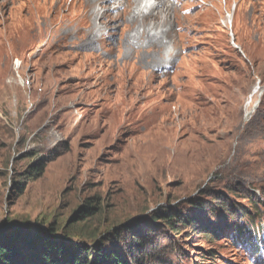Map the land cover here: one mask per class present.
Here are the masks:
<instances>
[{
  "label": "rangeland",
  "instance_id": "374dc122",
  "mask_svg": "<svg viewBox=\"0 0 264 264\" xmlns=\"http://www.w3.org/2000/svg\"><path fill=\"white\" fill-rule=\"evenodd\" d=\"M165 1L144 18L136 0L99 16L90 0H0V230L66 223L98 196L105 212L84 228L101 233L212 180L264 200V0ZM41 160L42 177H25ZM214 224L227 230L219 264H263L231 220ZM196 238L186 246L201 264Z\"/></svg>",
  "mask_w": 264,
  "mask_h": 264
},
{
  "label": "trees",
  "instance_id": "16d2710c",
  "mask_svg": "<svg viewBox=\"0 0 264 264\" xmlns=\"http://www.w3.org/2000/svg\"><path fill=\"white\" fill-rule=\"evenodd\" d=\"M64 148L54 150L57 157L70 149ZM46 165L45 160L32 165L25 177H42ZM24 182L18 180L14 186L20 194ZM105 207L101 197L93 196L85 198L63 224L53 217L36 222L4 220L0 264H196L186 246L193 234L204 243L201 264H219L213 246L227 230L215 226L218 215L232 221L231 233L247 250L255 251V257L264 253V200L244 186L212 180L199 196L172 207L157 206L132 215L101 233L86 230L84 223L104 214Z\"/></svg>",
  "mask_w": 264,
  "mask_h": 264
},
{
  "label": "bare ground",
  "instance_id": "6f19581e",
  "mask_svg": "<svg viewBox=\"0 0 264 264\" xmlns=\"http://www.w3.org/2000/svg\"><path fill=\"white\" fill-rule=\"evenodd\" d=\"M91 2H94V1H96V0H90ZM97 1H100V0H97ZM111 1V0H110ZM41 10V9H40ZM144 18H145V16H144ZM147 19V18H146ZM94 28V27H93ZM102 29V28H101ZM89 30V29H88ZM93 30V29H92ZM100 30V29H99ZM98 32H100V31H98ZM77 35V34H76ZM89 37V36H88ZM70 38V37H69ZM74 38V37H73ZM78 39V38H77ZM89 43V42H88ZM94 45V44H93ZM85 46V45H84ZM86 47V46H85ZM89 47V46H88ZM140 55V54H139ZM19 65H21V63H19ZM8 95V94H7Z\"/></svg>",
  "mask_w": 264,
  "mask_h": 264
}]
</instances>
